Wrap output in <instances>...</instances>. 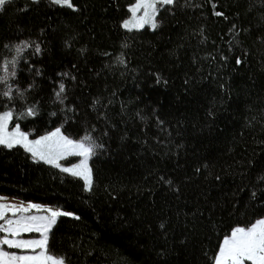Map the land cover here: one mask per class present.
<instances>
[{
    "label": "trees",
    "instance_id": "1",
    "mask_svg": "<svg viewBox=\"0 0 264 264\" xmlns=\"http://www.w3.org/2000/svg\"><path fill=\"white\" fill-rule=\"evenodd\" d=\"M73 2L0 10V75L16 61L0 113L31 136H90L91 188L0 147V195L74 214L49 235L66 264H214L264 218V0H177L132 31L134 0Z\"/></svg>",
    "mask_w": 264,
    "mask_h": 264
},
{
    "label": "snow or ice",
    "instance_id": "2",
    "mask_svg": "<svg viewBox=\"0 0 264 264\" xmlns=\"http://www.w3.org/2000/svg\"><path fill=\"white\" fill-rule=\"evenodd\" d=\"M9 0H0V10H3ZM51 3L60 7H67L76 10L73 0H51ZM177 0H134L129 7L131 16L126 19L122 27L128 31L140 30L149 25L153 30L158 27L156 17L160 12L168 7L174 6ZM215 15H223L216 12ZM28 47L24 43L23 47L18 46L16 52L19 55L23 49ZM39 52V46H36ZM241 61L237 59V63ZM16 61L5 63L2 66L3 75H0V82H6L9 77H15L14 70L10 71L9 65L13 69ZM65 91V85L59 84V91L55 93L60 99ZM11 97V89L2 93ZM61 102H63L61 100ZM35 110L29 108L26 115H35ZM14 118L12 111L0 113V147L9 150L20 147L30 153L33 160L43 162L60 169L62 172L70 173L72 176L81 177L85 181L87 188H91L92 177L89 160L95 154V145L89 143L90 136H84L80 140H73L65 136L60 128L42 136L39 139L30 140L29 135L21 131L19 124H16L9 131V124ZM70 156L80 157L79 163L71 166H62L60 161ZM169 183H171L169 181ZM255 195V193H253ZM6 198L0 197V201ZM31 209L41 210V206L29 204L27 207L0 202V264H66L65 258L56 257L48 253L49 233L55 225L57 217L61 215H71L70 213L44 209L48 215H19L17 213H27ZM8 212L13 217L8 218ZM79 219V217H76ZM36 232L40 234L39 239H20L22 233ZM19 249L25 253L16 254L5 250ZM39 249V252H37ZM214 264H264V218L257 219L251 226L236 227L231 231L230 236L224 238L218 253L215 256Z\"/></svg>",
    "mask_w": 264,
    "mask_h": 264
},
{
    "label": "rangeland",
    "instance_id": "3",
    "mask_svg": "<svg viewBox=\"0 0 264 264\" xmlns=\"http://www.w3.org/2000/svg\"><path fill=\"white\" fill-rule=\"evenodd\" d=\"M130 16H131V13L129 12V17L127 18V19H129L130 18ZM126 20V19H125ZM156 22H157V17H156ZM144 28H148V29H150V30H153L149 25H145V27ZM143 28V29H144ZM126 30V29H125ZM141 30V29H140ZM7 112V111H6ZM57 128H60V127H57ZM57 128H55V129H52L51 131H49V132H46V133H43V134H41V135H38V136H31V134L30 133H27L28 135H29V139L30 140H35V139H39L40 137H42V136H45V135H48L49 133H51V132H53V131H55ZM61 129V128H60ZM12 130V128H10L9 127V131H11ZM22 131V130H21ZM62 131V130H61ZM26 133V132H25ZM63 133V132H62ZM64 134V133H63ZM65 135V134H64ZM66 136V135H65ZM86 136V135H85ZM88 136V135H87ZM68 137V136H67ZM84 137V136H83ZM83 137H81V138H79V139H73V140H80V139H82ZM70 138V137H69ZM70 139H72V138H70ZM89 143H92L93 144V142H92V140H90L89 141ZM94 145V144H93ZM30 154V153H29ZM31 155V154H30ZM92 158V157H91ZM91 158H90V160H91ZM80 157H78V156H70V157H68L67 159H64V160H61L60 161V163H61V165L62 166H65V167H71V166H73V165H75V164H77V163H79V161H80ZM90 160H89V167H90ZM43 163V162H42ZM48 165V164H47ZM51 166V165H50ZM53 167V166H52ZM56 168V167H55ZM91 168V167H90ZM58 169V168H57ZM58 170H60V169H58ZM61 171V170H60ZM65 173V172H64ZM66 174H69V175H71L70 173H66ZM91 177H92V172H91ZM77 178H79V179H81V181L83 182V185H84V188H85V190H89V188H87L86 187V185H85V181H84V179L83 178H81V177H77ZM0 197H3V198H6V199H4L3 201H0V202H3V203H8V204H13V205H17V206H24V207H27L29 204H35V205H39V206H41V210H37V209H31L29 212H27V213H17V217L19 216V215H26V216H28V215H38V216H44V215H48V213L47 212H45L44 211V209H52V210H55V211H60V212H66V213H70L71 215H61V216H59V217H62V216H65V217H74V214L73 213H71V212H67V211H64V210H62V209H60V208H58V207H55V206H52V205H47V204H41V203H36V202H31V201H23V200H20V199H17V198H14V197H11V196H4V195H0ZM17 217H13L12 216V213L11 212H8V218H17ZM59 217H57V220H58V218ZM56 220V221H57ZM249 226H251V225H249ZM249 226H247V227H249ZM53 227H54V225H53ZM53 227H52V229H53ZM247 227H244V228H247ZM236 228V227H235ZM51 229V230H52ZM51 232V231H50ZM231 234V233H230ZM3 234L2 233H0V236H2ZM49 235H50V233H49ZM230 236V235H229ZM18 238H20V239H39L40 238V234L39 233H36V232H32V233H22L21 234V236L20 237H18ZM224 240V239H223ZM223 240H222V242H223ZM222 242H221V244H222ZM221 244H220V246H221ZM5 250L6 251H9V252H14V253H16V254H31V253H25V252H22L21 250H19V249H8L7 248V246H5ZM37 252H39V249H37ZM49 253V252H48ZM50 254V253H49Z\"/></svg>",
    "mask_w": 264,
    "mask_h": 264
}]
</instances>
